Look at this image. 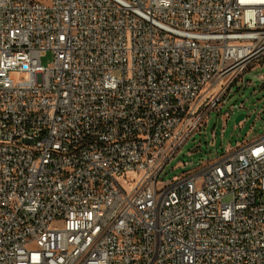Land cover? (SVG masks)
I'll use <instances>...</instances> for the list:
<instances>
[{
	"label": "built area",
	"instance_id": "1",
	"mask_svg": "<svg viewBox=\"0 0 264 264\" xmlns=\"http://www.w3.org/2000/svg\"><path fill=\"white\" fill-rule=\"evenodd\" d=\"M262 59L264 0H0V264H264V135L159 179Z\"/></svg>",
	"mask_w": 264,
	"mask_h": 264
},
{
	"label": "rangeland",
	"instance_id": "2",
	"mask_svg": "<svg viewBox=\"0 0 264 264\" xmlns=\"http://www.w3.org/2000/svg\"><path fill=\"white\" fill-rule=\"evenodd\" d=\"M51 60V52H48L42 64L48 66ZM13 77L23 79L17 73ZM222 96L207 112L201 130L196 131L167 163L160 180H172L203 162L220 158L239 144L264 135V59L246 69ZM240 115L244 117L237 122Z\"/></svg>",
	"mask_w": 264,
	"mask_h": 264
},
{
	"label": "water",
	"instance_id": "3",
	"mask_svg": "<svg viewBox=\"0 0 264 264\" xmlns=\"http://www.w3.org/2000/svg\"><path fill=\"white\" fill-rule=\"evenodd\" d=\"M243 117H244L243 115H240V116L238 117V119H237V122L240 121L241 119H243Z\"/></svg>",
	"mask_w": 264,
	"mask_h": 264
},
{
	"label": "bare ground",
	"instance_id": "4",
	"mask_svg": "<svg viewBox=\"0 0 264 264\" xmlns=\"http://www.w3.org/2000/svg\"><path fill=\"white\" fill-rule=\"evenodd\" d=\"M215 90V89H214Z\"/></svg>",
	"mask_w": 264,
	"mask_h": 264
}]
</instances>
